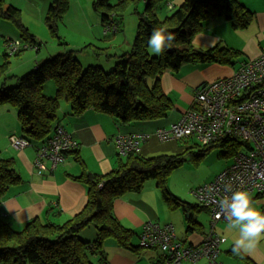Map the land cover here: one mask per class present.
<instances>
[{
  "label": "trees",
  "instance_id": "obj_1",
  "mask_svg": "<svg viewBox=\"0 0 264 264\" xmlns=\"http://www.w3.org/2000/svg\"><path fill=\"white\" fill-rule=\"evenodd\" d=\"M93 1V8L101 15L105 31L115 35L122 26L127 8L138 0H118L116 3H112V0ZM164 2L167 0H145L144 12L136 11L139 24L133 47L119 57L121 60L113 70L106 71L102 66L83 67L75 55L76 51L91 48L96 55L104 54L108 58L112 56L105 48L91 43L45 60L33 71L19 78L17 86L0 89V105L8 104L17 108L21 135L33 144L50 137L59 120L62 101L71 104L73 114H81L92 108L112 115L122 123L167 117L174 108L173 101L162 88L161 78L167 70L177 71L187 63L236 64L240 51L221 43L201 50L196 48L194 39L202 32L204 23L216 17L230 20L234 28H247L254 13L240 0H184L172 14L160 18L157 10ZM69 10L70 0H52L45 18L51 35L60 41V27ZM0 19L10 21L20 31V38H6L5 45L9 41H21V48L13 54L5 46V60L0 63L1 79L7 77L9 72L10 56H19L29 48L40 50V44L23 23L20 8L13 4L7 6L5 0H0ZM155 27L165 28L175 36L172 48L166 49L158 57L151 56L148 51V40ZM49 80L55 82L56 94L53 96L44 92V84ZM210 146H223L227 148L224 155H232L234 158L242 148H250V144L237 138L220 140ZM200 154L203 155L204 152ZM185 159V151L176 155L153 157L133 152L125 157L119 155L117 168L108 173L83 172L75 179L87 185L88 197L84 207L75 214L62 220H54L49 212L47 218L31 219L22 230H15L10 223L1 220L0 264H108L105 249L108 238H114L120 246L130 250L159 249L166 255V260L162 262L168 264L169 255L160 247H143L140 241L138 245L132 242L135 232L117 218L114 203L127 193L142 192L145 183L155 179L163 199L172 209L179 207L190 212L192 208H202L210 212V208L200 204L198 200L196 203L186 201L169 188V176ZM214 179L195 187L193 195L196 197L195 190ZM21 180L15 167V159L1 158L0 198ZM252 195L254 198H250L251 201L264 199V193H251L249 197ZM189 221L191 224L189 223L188 229L192 230L197 222L192 218ZM91 224L97 228L96 238L82 240L80 233ZM226 241L221 244L222 251ZM232 249L230 251L233 256L245 264H258L245 253L235 254ZM220 256L218 258L223 261ZM202 261L210 264L208 258H201L194 264Z\"/></svg>",
  "mask_w": 264,
  "mask_h": 264
},
{
  "label": "crops",
  "instance_id": "obj_2",
  "mask_svg": "<svg viewBox=\"0 0 264 264\" xmlns=\"http://www.w3.org/2000/svg\"><path fill=\"white\" fill-rule=\"evenodd\" d=\"M183 1L167 0L166 3L167 6L168 3H173V8H175ZM240 1L254 13V18L247 28H234L230 20L216 17L207 20L202 32L194 39L195 46L200 47L201 50L221 43L223 46L240 51L241 55L235 64L237 66L217 63H187L177 71L167 70L161 78L162 88L174 103V108L167 117H163L161 120L122 123L112 115L98 112L92 108L81 114H73L71 104L69 106L67 102L68 104L64 107L63 105L60 107V110L63 109L61 114L63 117L60 116L57 123L62 124L79 141L80 146L77 152H70L66 161L54 172L46 170L41 173L34 166L37 146L40 143H32L31 146L24 149H18L10 144V148L0 150V159H15V167L22 178L19 184L12 186L0 198V222L3 220L10 223L15 230H22L28 221L37 217L47 218L49 212L50 217L54 220H62L80 211L87 202L88 190L87 185L75 177L80 176L83 172L105 174L117 168L119 155L113 140L116 134L143 132L155 134L159 128L170 127L192 107L195 90L200 84L229 76L238 69L242 61L261 55L264 51V0ZM168 8L173 9L169 6ZM43 57L46 59L49 56L44 55ZM55 90L53 85H49L48 95L53 96ZM2 106L3 108H0V130L7 133L5 138L9 139V135L13 132L21 135L22 133L17 131L16 126L11 127L6 124L9 120L17 119L14 117L17 109L14 112L15 109H11L9 105L8 107L7 105ZM7 111L12 115H8ZM149 144L150 140L143 143L139 151L145 157H150L148 155L153 153L152 146ZM208 181L209 179L204 183ZM192 192L181 194L175 191L177 194L175 195L191 203H196L197 198ZM262 204L257 207L259 211ZM114 211L122 224L135 232L134 236H137L139 241L144 224L148 221L174 223L178 238L185 244L202 242L211 230V215L208 209L192 208L189 214L185 209L179 207L172 209L153 182L145 184L142 192L127 193L115 200ZM191 218L198 224L196 223L195 228L189 230ZM89 233L91 237L94 235L90 231ZM91 237L90 240L95 238ZM228 241L227 239L226 243ZM233 246L234 244L229 249H226V246L223 247L221 259L225 264H245L244 261L233 256L230 251ZM105 249L109 258L108 264H165L162 261L166 260V255L159 249L130 250L120 246L114 238L106 240ZM224 252L229 256L223 258ZM243 253L258 264H264V251L258 245L251 252ZM183 264H194V262ZM198 264L206 263L202 261Z\"/></svg>",
  "mask_w": 264,
  "mask_h": 264
},
{
  "label": "built area",
  "instance_id": "obj_3",
  "mask_svg": "<svg viewBox=\"0 0 264 264\" xmlns=\"http://www.w3.org/2000/svg\"><path fill=\"white\" fill-rule=\"evenodd\" d=\"M173 8V3H168ZM11 54L21 48V41L6 44ZM161 140L190 137L212 144L227 138H237L250 144L246 152L240 151L234 161L211 183L195 190L200 204L210 208L211 230L202 242L185 244L177 235L174 223L148 221L140 235L143 247H160L169 255L168 264L197 262L208 258L210 264H224L218 257L226 237L215 227L226 220L219 201L241 190L264 193V51L258 57L244 60L231 75L200 84L194 94L192 107L170 127L155 132ZM151 133H119L113 138L118 154L128 156L139 152L141 145L150 140ZM12 146L24 149L32 142L13 132ZM80 143L64 126L57 123L52 135L37 146L34 166L39 172H54L70 152L78 150ZM264 213V208L260 210Z\"/></svg>",
  "mask_w": 264,
  "mask_h": 264
},
{
  "label": "rangeland",
  "instance_id": "obj_4",
  "mask_svg": "<svg viewBox=\"0 0 264 264\" xmlns=\"http://www.w3.org/2000/svg\"><path fill=\"white\" fill-rule=\"evenodd\" d=\"M5 1L7 6L13 4L22 10L23 23L29 31L36 36L38 44H40V50L37 51L36 49L29 48L24 50L19 56H10V69L7 73V77L0 79V89L3 87L11 88L17 86L19 84V78L33 71L38 64H42L45 60L56 55L66 54L72 49L76 50L85 47L91 43L100 48H105L112 56L108 58L104 54L96 55L94 50L91 48L76 51L75 55L82 63L83 67L102 66L106 71L113 70L115 65L121 60L119 57L122 54L131 51L139 24V16L136 11L142 13L144 12L146 6L145 0H138L136 4L130 5L122 18V26L119 32L114 35L112 32L105 31L101 15L93 8V0H70V10L60 27V41L51 35L50 29L45 22L52 0ZM117 1L118 0H112L111 2L116 3ZM176 8L177 6L173 9H169L167 3L164 2L158 8L157 12L159 13L160 18H165L166 16L172 14ZM204 25H206V23H204ZM9 37L13 39L20 38V31L10 21L0 19V63H3L5 60V39H8ZM196 48L199 49L200 47ZM44 55H48L49 57L45 59L43 57ZM150 55L153 57L161 56L154 55L152 53H150ZM4 83L5 85H3ZM49 85H53L55 87V82L53 80H49L44 84L45 94L49 93ZM66 104L68 103L65 101L61 103L63 107ZM3 105H7L8 107V104ZM0 106V108H3L2 105ZM9 106L11 109H15L14 112H16L17 108L15 106ZM62 111L63 109L59 111V117L62 116ZM7 114L10 116L12 115L8 113V111ZM14 117L17 119L9 120L6 124L11 127L16 126L17 131L21 133V125L17 117V112ZM161 119L162 118H158L155 120ZM64 122L66 123L65 120ZM5 134L7 133H3V131L0 130V150L11 147L10 138L8 139L7 137L6 139ZM149 145L152 146L153 152L151 155H148L150 157L164 154L176 155L185 151L186 161H184L181 166L176 168L169 176L168 185L174 194H176L175 191L181 194L192 192L195 187L203 184L207 179H209V181L214 179L224 168L228 167L234 161V157L232 155H224L227 148H224L223 146H210V144H206L194 137H190L187 140H161L155 133L152 134ZM188 148H190V150H188ZM202 151L204 152L203 155L200 154ZM241 151L246 152L247 147L242 148ZM151 182L157 185V181L155 179H150L145 184L148 185ZM249 198L253 199L254 195ZM252 202L253 206L257 208L264 202V199L258 198L256 200H252ZM187 214H189V212ZM216 229L229 240L227 243L223 244V247L226 246V249H229L230 246L234 244L237 239H239L238 228H230L229 222L221 221L217 223ZM89 231L94 234L92 237ZM79 236L82 240H90V237L96 238L97 228L94 224H91L85 228ZM132 242L135 245H138L139 238L134 236ZM256 245L264 251V234H262ZM225 256L229 255L224 252L222 257L224 258Z\"/></svg>",
  "mask_w": 264,
  "mask_h": 264
},
{
  "label": "clouds",
  "instance_id": "obj_5",
  "mask_svg": "<svg viewBox=\"0 0 264 264\" xmlns=\"http://www.w3.org/2000/svg\"><path fill=\"white\" fill-rule=\"evenodd\" d=\"M174 39L175 36L165 28L155 27L148 40V51L162 55L166 49L172 48ZM218 203L221 213L229 221V227L239 230V239L234 243L233 252H251L264 234V213L253 206L246 191H234L230 197H224Z\"/></svg>",
  "mask_w": 264,
  "mask_h": 264
}]
</instances>
